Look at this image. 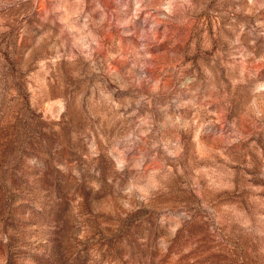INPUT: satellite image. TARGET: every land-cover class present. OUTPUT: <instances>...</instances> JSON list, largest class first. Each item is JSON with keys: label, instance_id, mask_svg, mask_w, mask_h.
I'll return each instance as SVG.
<instances>
[{"label": "rangeland", "instance_id": "374dc122", "mask_svg": "<svg viewBox=\"0 0 264 264\" xmlns=\"http://www.w3.org/2000/svg\"><path fill=\"white\" fill-rule=\"evenodd\" d=\"M0 264H264V0H0Z\"/></svg>", "mask_w": 264, "mask_h": 264}]
</instances>
